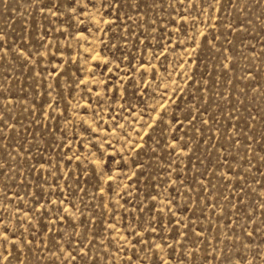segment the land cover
<instances>
[{
	"label": "rangeland",
	"instance_id": "obj_1",
	"mask_svg": "<svg viewBox=\"0 0 264 264\" xmlns=\"http://www.w3.org/2000/svg\"><path fill=\"white\" fill-rule=\"evenodd\" d=\"M0 264H264V0H0Z\"/></svg>",
	"mask_w": 264,
	"mask_h": 264
}]
</instances>
